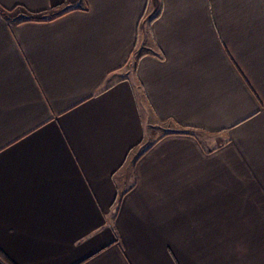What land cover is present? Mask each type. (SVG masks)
Here are the masks:
<instances>
[{
	"label": "crops",
	"instance_id": "crops-1",
	"mask_svg": "<svg viewBox=\"0 0 264 264\" xmlns=\"http://www.w3.org/2000/svg\"><path fill=\"white\" fill-rule=\"evenodd\" d=\"M0 250L264 264V0H0Z\"/></svg>",
	"mask_w": 264,
	"mask_h": 264
},
{
	"label": "rangeland",
	"instance_id": "rangeland-1",
	"mask_svg": "<svg viewBox=\"0 0 264 264\" xmlns=\"http://www.w3.org/2000/svg\"><path fill=\"white\" fill-rule=\"evenodd\" d=\"M153 121H152V125L156 128V130H154L152 135H149V138H153L158 136L160 133H163L165 130L174 127L172 125L171 122H164V121H159L158 119H156L155 117H152ZM150 126V128H153V126ZM158 132V133H156Z\"/></svg>",
	"mask_w": 264,
	"mask_h": 264
},
{
	"label": "trees",
	"instance_id": "trees-1",
	"mask_svg": "<svg viewBox=\"0 0 264 264\" xmlns=\"http://www.w3.org/2000/svg\"><path fill=\"white\" fill-rule=\"evenodd\" d=\"M39 16H32V19H40ZM0 264H15L10 258H8L1 250H0Z\"/></svg>",
	"mask_w": 264,
	"mask_h": 264
}]
</instances>
